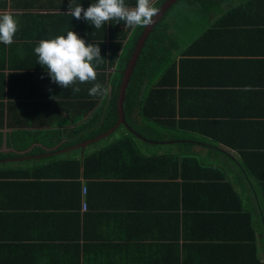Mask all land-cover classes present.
Instances as JSON below:
<instances>
[{
	"label": "crops",
	"instance_id": "0c3cea01",
	"mask_svg": "<svg viewBox=\"0 0 264 264\" xmlns=\"http://www.w3.org/2000/svg\"><path fill=\"white\" fill-rule=\"evenodd\" d=\"M263 1L222 0L221 11L249 6L240 19L245 32H214L205 39L222 13L206 14L199 5L179 1L184 5L178 15L166 20L177 77L174 87L162 86L178 100L174 125L165 117L147 121L144 137L126 122L83 140L81 124L68 122L69 106L36 107L30 115L46 108L55 114L32 123L19 106L29 99L9 96L8 90L24 97L36 89L37 72L49 78L34 52L46 29L72 30L87 44L93 41L90 23L67 13L69 0H0V12L19 21L14 43H0V169L30 174L0 177V264H264ZM94 2L72 0L85 9ZM125 3L134 7L136 0ZM67 14L73 27L62 17ZM115 27L105 44L122 43L121 52L134 28ZM161 74L148 78L146 88L163 83ZM207 121L217 123L212 137L199 128ZM30 131L38 132L37 143L19 142ZM12 138L18 141L13 146ZM125 138L152 163L154 178L134 179L138 158L125 169L108 157L107 148ZM99 152L105 156L98 157L100 169L91 164L93 178L85 177L83 167L79 172L76 211L77 190L64 184L77 180L75 172L65 179L60 164L84 162Z\"/></svg>",
	"mask_w": 264,
	"mask_h": 264
},
{
	"label": "trees",
	"instance_id": "16d2710c",
	"mask_svg": "<svg viewBox=\"0 0 264 264\" xmlns=\"http://www.w3.org/2000/svg\"><path fill=\"white\" fill-rule=\"evenodd\" d=\"M165 0H152V5L155 8H159ZM182 1L178 0L177 2ZM191 4L199 5L201 10H203L206 14L212 13H222L220 15L219 20L217 21L214 29L207 30L203 35V39L210 36L215 32L220 33V35H227L226 33L228 30L230 31L229 35H237L239 32H245L244 28V20L241 16L245 15L247 12L250 13L249 6L248 7H238L225 9L221 11V4L222 0H185ZM264 2V1H263ZM258 4V2H257ZM257 6H260L257 5ZM263 7V6H260ZM264 8V7H263ZM172 7L165 13L162 20L159 21L150 32L149 36L147 37L143 48L137 58L133 71L130 75V80L128 86L125 91V100H124V114L126 122L129 126L133 127L135 130L140 132V134L144 137H147L146 133H144V123L147 121H154L156 124L159 118H167L171 119L172 124L174 125L173 118L176 117V102L178 103L177 98L175 97L174 92H168L171 96H167L164 93V88L162 86H169L174 87L177 72H176V59L171 56L172 48L169 46V41H166L167 36V29L168 25L166 23L167 15L170 12ZM241 13V15H237ZM65 21H71V16L64 15ZM67 19V20H66ZM235 20L240 21L238 24ZM116 20H111L107 22L103 27L100 29L94 28L93 25H88V33L89 36L93 41L88 43H99V47L101 49V56L104 58L101 63L98 64L96 67L97 71V80L90 83H79L70 86L69 88H63L57 84L52 82L50 76L49 78L45 79L40 78L38 72L36 74V80L33 82L32 86H36V89L30 90L31 93L28 95L26 92L24 97L20 96L16 91L10 92L8 90L9 96L15 97L17 99H29L25 103H20L19 106H23V110L25 114L22 116L24 120H33L32 123L40 120L44 114L48 116L54 115V111L52 112L51 109L44 110H37L36 113L31 114V111L34 112L36 107H44L45 105H60L64 103L65 105L71 108L69 112L68 122L70 120H76V123H80L78 128L86 133L84 139L93 138L101 133H105L112 128H114L119 120L118 115V99H119V92L123 81V73L125 68L128 64V61L135 50V44L140 37L143 28L145 26H135L132 30L131 38L129 42L125 43L123 46V50H121L122 43H112L107 45L105 44L106 37H114L117 32L115 27L116 24H122L126 27L127 31H130L132 28L128 27L124 21H119V23H115ZM85 23H88L86 20ZM90 23V22H89ZM264 23V22H263ZM69 27L74 26V22H69ZM232 26V27H231ZM234 26H239V28H233ZM241 26V27H240ZM231 27V28H230ZM228 28V29H227ZM226 29V30H223ZM48 34L44 36L45 39H52L58 35H66L68 29L64 28H57V29H46ZM106 32V33H105ZM223 33V34H222ZM122 37L125 38L126 33L122 32ZM205 37V38H204ZM102 41V42H101ZM87 43V44H88ZM86 44V45H87ZM119 53V55H118ZM34 62V61H33ZM38 60L35 59V63ZM95 63V62H94ZM41 66V65H40ZM36 67V66H35ZM161 74V80L163 83H159L158 86L153 87L149 84L148 88H146L147 82H150L148 78L153 76L154 74ZM46 81V82H45ZM37 82V83H36ZM43 83L53 84L55 90L50 87L49 89L46 86H43ZM93 83H100L105 88H107L108 92L106 96H97L92 97L88 94L89 89L93 86ZM151 83V82H150ZM43 86V87H41ZM79 87V92H74L73 88ZM44 88V90H41ZM0 97H3V93H0ZM49 102V103H48ZM45 106V107H46ZM39 111H42L39 113ZM182 111V109H181ZM1 112V108H0ZM44 112V113H43ZM179 115V118L184 115L182 112ZM1 118V115H0ZM70 119V120H69ZM20 121V118L18 119ZM54 122V121H52ZM217 123H211L210 121L203 122L199 124V128L201 130H205V135L212 137L214 133L210 132L213 126ZM1 126V125H0ZM124 126V125H123ZM122 125L119 127L121 128ZM204 128V129H203ZM37 131H30V136L28 135L22 138L19 142L28 143L29 146L31 144L37 143L40 139L37 137ZM81 138H79V141ZM16 138L10 139L8 142L9 145L13 146L16 144ZM2 143V136L0 137V146ZM108 157L113 158L114 161L118 164L121 162L125 165V169L127 168L128 161L132 158H138L140 165H139V174L134 176V179H151L154 178L151 170V162H146L138 150H136V145L134 140L131 138H125L121 140L119 144H114L109 146L108 148ZM1 157H4L0 155ZM105 154L103 152H99L93 156H90L84 160V162H68L62 161L63 165L60 164V174L65 178L69 179V171L75 172V176L77 180L75 182H70L68 184L64 183L65 185H74L75 189L77 190V209L78 211L81 205V185L78 182V178L80 176L79 172L81 167L85 172L86 178H93L91 177V164L94 162L93 166L96 169H100L103 163L100 161L98 157H104ZM141 160V161H140ZM118 164H114L115 166L119 167ZM154 166L158 168L155 164ZM128 169V168H127ZM12 173V175L17 174L19 176H25L24 178L29 177V172H16L13 170H6L0 169V177L3 175H8ZM172 180H178L176 175H173ZM125 177H130L127 175ZM160 177H164L163 174ZM155 178H158L156 175ZM186 179V178H184ZM15 184V183H12ZM232 192V190L230 191ZM86 198L89 200L88 195ZM87 200V201H88Z\"/></svg>",
	"mask_w": 264,
	"mask_h": 264
},
{
	"label": "clouds",
	"instance_id": "9594fccd",
	"mask_svg": "<svg viewBox=\"0 0 264 264\" xmlns=\"http://www.w3.org/2000/svg\"><path fill=\"white\" fill-rule=\"evenodd\" d=\"M67 13L77 20L84 19L100 29L111 20L124 21L130 28L148 26L154 23L158 9L152 0H136L134 7L126 5L125 0H96L86 9L69 0ZM19 21L11 12H0V43L11 45L18 31ZM102 42V41H101ZM38 62L43 66L52 82L63 88H69L77 82L90 83L97 80L96 67L104 59L99 43H88L76 32L69 30L66 35L52 39H41L34 48ZM95 62V63H94ZM79 92V87L73 88ZM107 88L93 83L88 94L92 97L106 96Z\"/></svg>",
	"mask_w": 264,
	"mask_h": 264
},
{
	"label": "water",
	"instance_id": "95a60500",
	"mask_svg": "<svg viewBox=\"0 0 264 264\" xmlns=\"http://www.w3.org/2000/svg\"><path fill=\"white\" fill-rule=\"evenodd\" d=\"M178 0H165L162 5L158 8V15L154 17V23L151 25L145 26L140 37L138 38L136 44H135V50L133 54L131 55L128 64L125 68L124 71V77L122 81V85L120 88L119 92V99H118V115H119V120L116 125V128H118L120 125H125L126 120H125V114H124V100H125V91L128 86L129 80H130V75L133 71V68L135 66V63L137 61V58L141 52V49L144 46V43L149 36L150 32L152 31L153 27L155 24L163 18L165 13L177 2Z\"/></svg>",
	"mask_w": 264,
	"mask_h": 264
},
{
	"label": "rangeland",
	"instance_id": "374dc122",
	"mask_svg": "<svg viewBox=\"0 0 264 264\" xmlns=\"http://www.w3.org/2000/svg\"><path fill=\"white\" fill-rule=\"evenodd\" d=\"M181 5H184L183 3L180 4V2H178L176 5H174V8L170 10V12L168 13V17H171L172 15L177 16L178 15V10L180 9ZM187 6V4H186ZM185 7V6H184ZM183 7V9H184Z\"/></svg>",
	"mask_w": 264,
	"mask_h": 264
},
{
	"label": "built area",
	"instance_id": "2783aa9c",
	"mask_svg": "<svg viewBox=\"0 0 264 264\" xmlns=\"http://www.w3.org/2000/svg\"><path fill=\"white\" fill-rule=\"evenodd\" d=\"M86 191H87V190H86V188L84 187V188H83V192L86 193ZM82 207H83L84 210H87L88 205H87V202H86L85 200L83 201Z\"/></svg>",
	"mask_w": 264,
	"mask_h": 264
}]
</instances>
